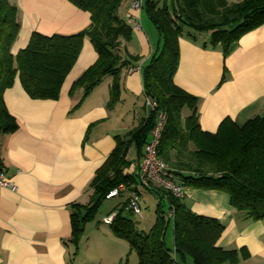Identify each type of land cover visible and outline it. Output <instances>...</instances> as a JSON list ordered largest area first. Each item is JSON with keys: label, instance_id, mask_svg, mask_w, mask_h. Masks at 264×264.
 Here are the masks:
<instances>
[{"label": "crops", "instance_id": "crops-1", "mask_svg": "<svg viewBox=\"0 0 264 264\" xmlns=\"http://www.w3.org/2000/svg\"><path fill=\"white\" fill-rule=\"evenodd\" d=\"M220 1L230 4L238 0ZM10 2L21 14L13 55L26 47L35 31L68 35L90 24L89 14L66 0ZM131 2L119 10V16L133 29L130 41L121 42L137 60L121 70L120 101L114 108L108 107L111 76H104L85 98L83 87L74 86L97 60L87 37L56 99L30 98L18 77L4 91V103L18 129L0 140V168L16 187L14 191L0 189V264H127L128 254H132L128 243L115 237L104 222L114 210L98 216L102 203L95 219L85 225L76 249L71 206L89 202L91 184L115 149L116 136L123 138L146 114L142 69L159 39L147 17L144 28H134L132 20L140 21L146 15L142 8L132 9ZM178 42L179 64L173 80L198 98L202 131L215 133L227 117L242 126L264 116V24L242 35L225 59L220 45L211 46L209 33L182 35ZM150 137L151 132L148 141ZM127 159L138 162L133 146ZM184 203L194 213L224 225L217 246L238 251L237 264H264V220L243 217L222 191L190 188Z\"/></svg>", "mask_w": 264, "mask_h": 264}, {"label": "trees", "instance_id": "trees-1", "mask_svg": "<svg viewBox=\"0 0 264 264\" xmlns=\"http://www.w3.org/2000/svg\"><path fill=\"white\" fill-rule=\"evenodd\" d=\"M66 1L88 13L90 24L68 35H44L35 31L26 47L13 55L11 48L21 26L19 9L10 0H0V140L18 129L16 118L4 103V91L12 87L18 77L30 98L56 99L85 37L98 56L74 86L83 87L85 98L109 75L112 83L108 107L114 108L120 101L121 70L137 60L126 52L121 42L122 39L130 41L133 31L119 16L120 8L128 0ZM142 10L159 39L142 69L146 114L123 138L116 136L115 149L91 184L89 202L72 204V243L77 249L85 225L95 219L108 192L123 184L127 188L125 193L135 191L141 196L147 189L159 199L156 222L148 233L138 231L129 218L128 212L132 211L128 209V197L113 211L109 223L111 233L125 240L137 254L138 264H188V258L193 264H237L238 251L217 246L225 229L217 219L191 211L184 203L185 196L176 198L163 189L144 187L137 180V173L124 171L132 164L127 159L131 146L140 161L158 112L162 111L166 122L157 154L174 177L188 189L225 192L231 206L243 217L264 220V116H256L242 126L227 117L215 133L202 131L198 122V98L173 80L182 35L193 37L195 33H209L211 46L220 45L225 59L242 35L264 24V0H238L230 4L220 0H143ZM146 98L155 103L154 109L146 106ZM184 111L188 114H183ZM164 201L169 212H173L172 217L164 216L161 209ZM170 222L173 226L171 248L165 242ZM246 257L247 254L242 255Z\"/></svg>", "mask_w": 264, "mask_h": 264}, {"label": "built area", "instance_id": "built-area-1", "mask_svg": "<svg viewBox=\"0 0 264 264\" xmlns=\"http://www.w3.org/2000/svg\"><path fill=\"white\" fill-rule=\"evenodd\" d=\"M143 0H132L131 7L134 10L142 8ZM134 28H141L138 20H132ZM146 106L150 109L155 108V103L146 98ZM166 122V115L159 111L156 119V124L151 131L150 140L145 145V150L142 159L137 163H132L129 168L125 169L126 174L137 173V180L140 185L144 187H156L170 192L176 198H183L188 191L180 181H178L172 170L167 164L158 156L157 148L160 141L161 133ZM9 188L15 190V185L7 178L4 170L0 169V189ZM126 186L121 184L112 189L106 195V199H112L121 195L126 191ZM141 196L135 192L130 191L128 196V209L136 215H141ZM173 212H169V217H172ZM113 219L110 215L104 219V222L109 224Z\"/></svg>", "mask_w": 264, "mask_h": 264}, {"label": "rangeland", "instance_id": "rangeland-1", "mask_svg": "<svg viewBox=\"0 0 264 264\" xmlns=\"http://www.w3.org/2000/svg\"><path fill=\"white\" fill-rule=\"evenodd\" d=\"M19 20H21L20 12H19ZM145 21H146V16L143 15L142 20L139 21L141 27L143 28L146 26ZM129 156H131V154ZM139 189L141 190V188ZM142 191L143 190H141V192ZM141 195H142L141 202H140L141 215H136L134 213L128 212V216L131 219V221L135 224V227L138 231L148 233L156 222L157 206L159 203V199L154 194H151L150 192H147V191H143ZM126 199H127V196L125 195V192H124L123 194H121V196L112 198L110 200L109 199L104 200L103 201L104 204L102 205L98 216L102 215L106 210H111V211L115 210L118 206L124 204ZM161 209L164 212V216L167 218L169 216V209L165 201L162 203ZM165 242L169 248L173 246L172 222H170V225L165 232ZM187 263L193 264L190 258H188ZM127 264H138L137 254L134 251H132L131 256L130 254H128Z\"/></svg>", "mask_w": 264, "mask_h": 264}]
</instances>
